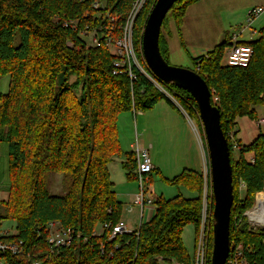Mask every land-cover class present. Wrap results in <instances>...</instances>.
Masks as SVG:
<instances>
[{
    "label": "trees",
    "instance_id": "1",
    "mask_svg": "<svg viewBox=\"0 0 264 264\" xmlns=\"http://www.w3.org/2000/svg\"><path fill=\"white\" fill-rule=\"evenodd\" d=\"M136 1L0 0V78H10L9 91L0 95V145L9 146V186L7 198L0 199V224L12 222L16 231L0 235V247H19L17 254L0 249V264L195 263V248L190 254L183 233L193 225L196 246L203 209V172L186 169L168 179L154 170L146 177L147 195L157 175L168 185L187 188L196 197H150L155 208L153 219L131 234H118L110 240L113 228L122 221L124 208L111 178V165L124 156L126 178L138 184L136 155L122 149L120 116L147 113L162 101L181 112L154 81L170 92L201 130L209 162L195 99L159 81L144 60L143 32L157 0L146 1L133 34L139 63L153 81L136 66L123 65L122 59L111 52L110 42L123 38ZM201 1L179 0L168 13L160 35V51L168 63L176 37L188 50L185 25L191 7ZM90 32L95 33L97 41L91 47L83 37ZM233 39H224L206 55H188L193 71L207 82L212 103L221 111L230 147L234 186L231 244L252 248L248 253L250 263L264 264V230L253 229L245 216L264 191V133L249 144L238 138L240 118L257 122L264 117V27L258 39H239L237 43L254 49L247 68L224 63ZM251 154L253 162L248 160ZM53 174L64 176L63 191L57 195L49 191ZM208 201L210 264L212 185ZM52 222L71 228L80 239L68 248L53 251L48 242V225ZM106 224L111 227L94 236Z\"/></svg>",
    "mask_w": 264,
    "mask_h": 264
},
{
    "label": "rangeland",
    "instance_id": "2",
    "mask_svg": "<svg viewBox=\"0 0 264 264\" xmlns=\"http://www.w3.org/2000/svg\"><path fill=\"white\" fill-rule=\"evenodd\" d=\"M264 0H202L199 4L191 7L187 22L184 30L185 41L189 44L187 45V51L181 46V41L179 38L173 40L172 43V54L170 57V64L176 67L185 69H194V64L189 55L193 58H197L201 55H206L210 50L214 49L216 45H219L224 39L235 38L239 35V39L253 41L259 38V32L261 28L264 27V12L258 16L255 20L249 22V11L255 8H263ZM84 40L88 46H95L97 44L95 33L90 32L85 34ZM111 52L114 54L116 49L111 46ZM189 53V55H188ZM141 66V64H140ZM145 76L151 77L144 67H140ZM151 79V78H150ZM152 80V79H151ZM10 78L4 77L0 78V95L6 94L9 91ZM155 86H157L155 84ZM158 88V86H157ZM161 90V89H159ZM163 93L167 94L186 116L193 122L196 127L194 120H192L182 106L177 102V100L165 90H161ZM155 111L157 119L164 118V112ZM262 114V112H261ZM138 115H140L138 113ZM263 117V116H262ZM259 121H252L249 117H243L238 120L239 134L238 138L242 140L245 144L251 143L260 134L264 133V126L261 124V119ZM137 119H134L131 115L122 114L119 118L120 124V135L126 133V137L133 134V138L139 137L140 141H144L143 124H138ZM122 127L127 129L128 132H123ZM157 130H154L155 135ZM201 130L197 133L198 138L202 145H204V138ZM139 133V134H138ZM162 142L161 143L162 152L158 155L160 161L164 162L169 168L175 169L182 162V157L180 156V148L177 146L176 138L167 132L165 129L160 130ZM195 134V133H194ZM135 137V138H136ZM184 138V137H183ZM147 139V138H146ZM147 141V140H146ZM141 144V143H140ZM123 146V145H122ZM204 147V146H203ZM150 155L153 159L157 156V150L153 148L150 149ZM8 155L9 146L8 144L0 145V199L7 198L8 186H9V175H8ZM235 158H239L237 149L235 150ZM248 160H254V155H248ZM118 161V160H116ZM121 163V161H120ZM115 167L113 163L111 167ZM116 169L118 174L111 171V178L115 184V191H124L128 186L124 180V177L120 175L122 170L121 165ZM120 176V177H119ZM126 177V175H125ZM64 176L53 174L49 179V191L52 194H60L63 191L62 181ZM138 185V184H137ZM131 187V186H130ZM182 194L185 198H195L196 194L190 192L185 187H174L165 183L161 177L154 175L153 182L149 187V197L156 198L164 196L170 199L176 195ZM213 198V197H212ZM119 201L124 203V208L122 212V223L127 225L130 230H138L141 222V211L138 206L134 205V199L131 204L125 205V200L119 198ZM257 203V201H256ZM263 205V204H262ZM255 208V207H254ZM254 210V209H253ZM252 210V211H253ZM1 212V211H0ZM251 212V211H250ZM213 214V210H212ZM264 215V214H262ZM249 220V218H248ZM255 221L259 224L258 226L254 224V218L250 217L249 223L251 227L256 229L264 230V216L260 217V214H255ZM146 224V221L144 222ZM12 222H3L0 224V235H11L15 234V227ZM184 243L189 250L190 254L194 253L195 248V227L189 225L183 233ZM169 264V263H162ZM176 264V263H170Z\"/></svg>",
    "mask_w": 264,
    "mask_h": 264
},
{
    "label": "water",
    "instance_id": "3",
    "mask_svg": "<svg viewBox=\"0 0 264 264\" xmlns=\"http://www.w3.org/2000/svg\"><path fill=\"white\" fill-rule=\"evenodd\" d=\"M178 1L157 0L144 28L142 53L147 67L159 81L188 92L198 105L208 147L212 184L213 249L211 264H226L231 246L234 186L230 147L222 128L221 111L212 103L211 90L197 72L171 65L160 51L163 23Z\"/></svg>",
    "mask_w": 264,
    "mask_h": 264
},
{
    "label": "built area",
    "instance_id": "4",
    "mask_svg": "<svg viewBox=\"0 0 264 264\" xmlns=\"http://www.w3.org/2000/svg\"><path fill=\"white\" fill-rule=\"evenodd\" d=\"M146 1L147 0H137L135 2L124 27L123 38L117 41L116 43L110 42V45L116 49L115 54L122 59L123 65L129 64L130 67L134 65L139 70H141L140 68L141 66L136 55L135 46L133 42V34H134L135 22L139 17L141 11L143 10ZM95 7H98V4H96ZM263 12H264V8H255L253 10H250L249 22L255 20ZM83 34L85 35L87 33H83ZM238 41H239V35L235 36V38L233 39V46L227 49L224 63L230 67L247 68L252 61L254 55V49L251 46L238 45L237 44ZM130 75L133 76L131 70H130ZM154 83L158 86L159 89L164 90L159 83L155 81ZM178 108L192 124L195 132H198L193 122L186 116V114L182 111L180 107ZM261 124L264 126V117H262L261 119ZM132 149L136 155V160H137V175H138V186H139V191L134 199V205L138 206L141 210V222H140V226H141L144 224V213L147 210V208H151L153 210V214L155 212L154 201L152 198H150L147 195L146 186H145L146 177L154 172L155 166L152 162L149 150L143 148L139 144L138 138H136L135 144L132 146ZM251 162H253V160ZM203 178H204L203 209H202L200 227L196 238L194 264H209V260H208L209 226L211 222L210 220L211 215L209 213L208 200H209L210 185L212 184H211L210 166L206 152H205V165L203 171ZM261 193H264V191ZM258 195L256 197L257 203L255 204L254 210L258 208V203H259ZM249 213L250 212L245 214V216H247L248 218H250ZM140 226L138 230L140 229ZM110 227L111 225L109 224L100 226L97 229L94 236H101L104 233L105 229H109ZM133 232L134 231L128 230L127 227H125L124 225H122V223H120L115 228H113V232L110 240L114 239L118 234H131ZM48 233H49L48 242L52 247L53 251H57L62 248H68L77 239H80V235L75 234V232L71 228H64L59 222L50 223L48 225ZM0 249L3 252L8 251L14 254H17L19 252V247L14 244L2 245ZM251 252H252V248L246 247L243 244H231L229 257L227 259L226 264H251L248 259V253ZM161 261H163V259H161Z\"/></svg>",
    "mask_w": 264,
    "mask_h": 264
},
{
    "label": "crops",
    "instance_id": "5",
    "mask_svg": "<svg viewBox=\"0 0 264 264\" xmlns=\"http://www.w3.org/2000/svg\"><path fill=\"white\" fill-rule=\"evenodd\" d=\"M164 112V118L163 119H157V115L155 111ZM140 115H135L132 113H127L126 115H131L134 117V119H137L139 122L138 124H143V133H144V141L143 143L140 141L139 137V144L150 151V149L157 150V156L152 159V162L155 166V170L159 173L163 174L164 177L168 179H173L174 177L181 174L184 170H194L198 172L204 171V165H205V147L201 144L197 133L195 132L192 124L189 122V120L185 117V115L172 107L170 104H168L165 101L160 102L156 107L147 112L142 113L139 112ZM120 127V124H119ZM165 129V132L172 134L176 140H177V146L180 148V156L182 157V162L178 166V168L172 169L169 168V166H166L165 163L160 161V158L158 155L162 152L161 143L162 138L160 134V130ZM154 130H157L155 135L153 133ZM120 131V128H119ZM123 132H128L126 127H122ZM195 133V134H194ZM139 134V133H138ZM126 133L121 134V144L122 149L124 152L133 151L132 146L135 144L136 138H133V134L126 137ZM184 137V138H183ZM147 138V139H146ZM147 140V141H146ZM150 153V152H149ZM151 156V155H150ZM118 161H115V167H111V171L116 172V169L122 166L125 162V157L122 156L121 158L117 159ZM121 161V163H120ZM124 169V168H123ZM118 174V171L116 172ZM121 176L124 177L125 182L127 183V187L124 191L117 192L118 199L122 198L125 200V205L131 204L133 199H135V196L137 195L139 188L136 182H129L127 178L125 177L126 171L122 170L120 173ZM120 177V176H119ZM131 186V187H130ZM120 200V199H119ZM155 209V208H154ZM141 211V210H140ZM155 215V212L153 214V210L151 208H147V210L144 213V222L146 223L150 222ZM122 223V221H121ZM125 227L128 228L127 225L123 224ZM128 230H130L128 228ZM133 231V230H130Z\"/></svg>",
    "mask_w": 264,
    "mask_h": 264
},
{
    "label": "bare ground",
    "instance_id": "6",
    "mask_svg": "<svg viewBox=\"0 0 264 264\" xmlns=\"http://www.w3.org/2000/svg\"><path fill=\"white\" fill-rule=\"evenodd\" d=\"M258 201H259V203H258V208L257 209H255V210H253V211H251L250 213H249V215H250V217H253L254 218V224L255 225H259L256 221H255V214H260V217L262 218V216H264V215H262V214H264V193H261L259 196H258ZM263 204V205H262ZM264 223V222H263Z\"/></svg>",
    "mask_w": 264,
    "mask_h": 264
}]
</instances>
